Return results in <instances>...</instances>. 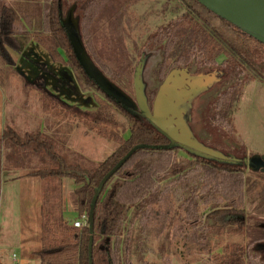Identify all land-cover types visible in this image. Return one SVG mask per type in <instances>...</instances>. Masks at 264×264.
I'll return each instance as SVG.
<instances>
[{
	"label": "trees",
	"instance_id": "16d2710c",
	"mask_svg": "<svg viewBox=\"0 0 264 264\" xmlns=\"http://www.w3.org/2000/svg\"><path fill=\"white\" fill-rule=\"evenodd\" d=\"M138 0H42L38 31L33 39L45 48L53 62L70 68L57 75L59 83L72 92L91 91L96 102L93 110L81 109L53 97L45 88V79L37 74L25 80L56 100L88 129L113 139L117 145L103 160L93 163L40 128H15L6 123L0 142L6 149V160L25 169L24 176L39 177L43 182L73 180L71 191L78 218L86 213L91 220L75 227L61 213H42L40 245L26 257L39 264H132V255L145 264L142 250L149 221V207L164 201L174 188L186 192L184 200L196 212V194L208 204L199 230L200 238L226 232L251 238L246 245L226 243L212 264H264L256 250L264 249V224L248 225L237 207L243 199L247 164L240 156L228 160L210 158L186 150L188 157L176 159L183 148L171 144L143 115L124 107L91 78L80 64L61 21L73 6L78 10L80 42L97 71L115 88L135 100L134 60L123 45V19L131 4ZM186 10L176 19L157 26L144 42L149 48L160 47L161 60L154 77L161 83L172 69L190 73L201 69H218L223 76L235 78L211 101L209 119L219 127L228 124L234 106L246 85L253 79L248 70L264 67V44L238 27L209 11L197 0H180ZM75 17V15H74ZM105 20L107 39L114 53L109 60L98 56L93 47L94 28ZM29 25L31 26L30 20ZM26 24L17 18L14 8L0 0V57L14 64L7 47L19 49L18 35H26ZM143 47L138 50L140 57ZM220 59V61H219ZM41 68H46L39 63ZM157 87L146 95L152 106ZM128 131V137L118 133ZM132 150V151H131ZM131 151V152H130ZM236 158L238 160L232 159ZM122 160V161H121ZM114 171L102 185L91 209L94 190L103 177ZM195 216V215H194ZM197 218H193L195 220ZM195 222V221H193ZM259 235H263L259 237ZM252 245V246H251ZM251 246V252L247 248ZM262 253L264 250L261 251Z\"/></svg>",
	"mask_w": 264,
	"mask_h": 264
},
{
	"label": "rangeland",
	"instance_id": "374dc122",
	"mask_svg": "<svg viewBox=\"0 0 264 264\" xmlns=\"http://www.w3.org/2000/svg\"><path fill=\"white\" fill-rule=\"evenodd\" d=\"M4 2L14 8L17 18L22 22L30 20L31 26L26 24L28 39L35 42L32 35L38 31L37 22L42 0ZM184 3L186 2L180 0H138L129 6L123 19V45L129 57L134 60V65L141 63L140 80L146 95L152 88H158L160 85L154 77V69L161 60V51L160 47L149 48L144 42L157 26L179 17L186 10ZM73 15L77 19L80 12L76 10ZM61 23L67 34H71L72 27L66 17ZM105 30L106 22L102 20L99 26L94 28L93 47L96 54L107 61L114 49L106 38ZM28 47L27 54L31 53L30 57H24L18 66H15V56L12 65L0 57V84L5 90L7 111L12 125L25 130L42 123V131L54 134L59 142L87 160L97 163L106 158L117 145L113 139L88 129L81 121L72 115L69 116L67 108L59 105L52 96L26 82L24 76L32 78L41 73L51 90L59 74L54 69L56 64L50 61L45 48L36 43H30ZM142 47L143 51L139 57L138 50ZM35 60L45 63L48 70L41 68ZM65 69L71 71L69 67ZM258 70H248L253 79L248 82L236 102L228 124H221L219 127L209 119L210 103L216 93L235 78L223 76L218 69H201L195 73L192 67L188 74L181 71L185 80L179 91L182 98L180 108L183 110L182 117L192 141L227 156L248 159L252 155H264V67L260 66ZM181 72L179 74H182ZM67 94L70 99L84 100L85 110H93L96 107L91 91H79L74 94L68 90ZM61 96L66 98L65 94ZM118 101L126 107L122 101ZM70 104L77 106L75 103ZM128 108L136 113L138 111L135 103ZM26 113H29V117H25ZM30 118L31 122L28 123ZM118 133L124 137L129 134L128 131L122 130ZM184 157H188L186 150H179L176 159ZM25 172V169L16 168L12 161L6 160V149L0 142V258L4 264L12 262V253L18 259L22 251L39 247L42 213H61L70 224L77 217L71 197L75 184L70 178H63L60 183L53 185L43 182L39 177L26 176L12 184H1L2 179L18 178L24 176ZM244 177V195L237 207L242 210L248 225L264 224V170H252L247 166ZM195 193L198 194L195 198V213L192 211V205L184 200L186 192L180 188H174L164 201L149 207V221L142 250L145 264H212L214 256L223 252L226 243L234 242L246 247L251 238L247 232L235 235L215 231L205 238H200L199 228L207 223L201 216L209 210V206L199 198L200 190ZM10 194L12 197H9ZM194 217L197 219L193 220ZM251 246L247 248V252H251ZM256 250L263 258L262 246ZM135 256L133 253L132 264H140ZM37 262L38 260H34L27 264H38Z\"/></svg>",
	"mask_w": 264,
	"mask_h": 264
},
{
	"label": "water",
	"instance_id": "95a60500",
	"mask_svg": "<svg viewBox=\"0 0 264 264\" xmlns=\"http://www.w3.org/2000/svg\"><path fill=\"white\" fill-rule=\"evenodd\" d=\"M197 1L209 11L215 13L256 39L258 42L264 44V0ZM73 9L74 7L72 6L66 16V20L72 27V32L68 35L69 40L80 64L100 87L107 91V93L113 98L122 101L127 108L133 106L135 103L138 108L137 113L143 115L159 132L165 135L171 144H176L194 154L222 160L229 159V156L227 155L220 154L213 149L201 146L192 141V138L186 129L182 117L183 110L180 108L182 98L179 92L185 80V75L181 71H185V73L188 74L185 69H172L167 74L158 86L152 106L149 107L140 80L141 63H138L134 73L135 100H131L115 88L94 67L80 42L78 20L73 15ZM179 72L182 74H179ZM232 159L238 160L233 157ZM243 160L252 170L259 168L264 170V155L261 156L256 154L250 156L248 159L243 158ZM114 169L115 168L110 170L95 188L91 202V209L97 200L102 185L112 174ZM88 220H91V214L88 217Z\"/></svg>",
	"mask_w": 264,
	"mask_h": 264
},
{
	"label": "crops",
	"instance_id": "0c3cea01",
	"mask_svg": "<svg viewBox=\"0 0 264 264\" xmlns=\"http://www.w3.org/2000/svg\"><path fill=\"white\" fill-rule=\"evenodd\" d=\"M29 19H28V21H26V22H24L25 24H27V25H29ZM32 24V23H31ZM30 27V26H29ZM28 34H26V35H18L17 36V41H18V43H19V49L18 50H13V49H10V48H8L7 47V49H8V51L10 50L12 53H11V55L14 57H17V59L15 60L16 62V64H15V66H18L19 64H21V62L25 59L24 57H26L28 54H27V51H28V46H29V44L31 43V44H33L34 45V43H36V42H33L32 40H29L28 39ZM36 44H38V43H36ZM39 45V44H38ZM40 46V45H39ZM41 47V46H40ZM9 51V52H10ZM38 51V50H37ZM31 54V53H30ZM49 56V55H48ZM50 61H52V60H50ZM53 62V61H52ZM53 63H55L56 65H54V69L56 70V71H60L63 67L61 66V64H59V63H56V62H53ZM25 65V64H24ZM27 79H32V78H29V77H27V76H25ZM35 77V76H34ZM57 81V80H56ZM56 81H54V85L56 86H52V87H54V88H52L51 90L49 89V87L47 86V83H46V86H47V88L51 91V93L52 94H55V95H57L59 98L58 99H60V100H62V101H64L65 103H75V104H77V106L78 107H80L81 109H85L86 108V105H85V101L83 100V101H77V100H73V98H69L70 96H69V94H67L66 95V93L68 92V90L65 88V87H63V86H61V85H58L57 83H56ZM61 94H65V97L66 98H63L62 96H61ZM80 96V95H79ZM78 95H77V97H79ZM27 114V115H26ZM26 114H24V115H26L25 117H29V113H26ZM23 121V120H22ZM21 121V122H22ZM28 123H30L31 122V118H30V121H27ZM6 123H9V124H12V121H11V117H9V115H8V111H7V105H6V94H5V90H4V88H3V86L0 84V139H1V136H2V133H3V129H4V126H5V124ZM25 123V122H24ZM22 125H24L23 124V122H22ZM43 124L42 123H40V128L43 130ZM23 177H26V176H21V177H18V178H12V179H2L1 180V184H12V183H14L15 181H17V180H19V179H21V178H23ZM9 193H11V191L9 192ZM12 194V193H11ZM9 195V197H12V195ZM0 207H1V199H0ZM31 250H33V249H31ZM30 249L29 250H26V251H22L21 253H22V255H20V257L17 259L16 258V255L14 254V253H12V262L10 263V264H27V263H30L31 261L33 262L34 260H36V259H29L28 257H26V254L29 252V251H31ZM20 253V254H21ZM13 254H14V256H13ZM38 264H39V262H37ZM0 264H4L3 263V261L1 260V258H0Z\"/></svg>",
	"mask_w": 264,
	"mask_h": 264
},
{
	"label": "flooded vegetation",
	"instance_id": "af4514ba",
	"mask_svg": "<svg viewBox=\"0 0 264 264\" xmlns=\"http://www.w3.org/2000/svg\"><path fill=\"white\" fill-rule=\"evenodd\" d=\"M30 55L31 54H28L26 57H30ZM37 63H40V62H38L37 60H35ZM42 64H44L45 66H46V64L45 63H42ZM62 65V64H61ZM43 69H45V70H48V68H47V66H46V68H43ZM62 70H65V71H67V72H69L67 69H65V67L64 68H62L60 71H57V72H61ZM55 73V72H54ZM70 73V72H69ZM38 74H41V73H38ZM43 77H44V79H45V88H46V90H48L49 91V93H51V91L47 88V86H46V78H45V76L43 75V74H41ZM56 80H57V77H56ZM57 84L58 85H61V86H63V87H65L64 85H62L61 83H59V81L57 80ZM67 90H69V91H71L69 88H67V87H65ZM72 92V91H71ZM72 93H74V92H72ZM52 94V93H51ZM75 94V93H74ZM53 96H55V97H57V98H59L57 95H55V94H52Z\"/></svg>",
	"mask_w": 264,
	"mask_h": 264
},
{
	"label": "built area",
	"instance_id": "2783aa9c",
	"mask_svg": "<svg viewBox=\"0 0 264 264\" xmlns=\"http://www.w3.org/2000/svg\"><path fill=\"white\" fill-rule=\"evenodd\" d=\"M87 217L88 216L86 213L81 214L78 218L73 220V222H72L73 226L80 227V226L84 225L86 220H87ZM13 256H14V254H13Z\"/></svg>",
	"mask_w": 264,
	"mask_h": 264
}]
</instances>
